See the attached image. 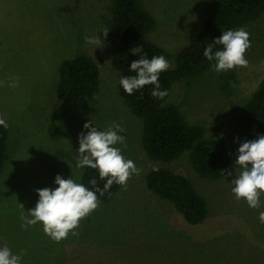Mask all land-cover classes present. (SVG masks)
I'll use <instances>...</instances> for the list:
<instances>
[{"label": "rangeland", "instance_id": "374dc122", "mask_svg": "<svg viewBox=\"0 0 264 264\" xmlns=\"http://www.w3.org/2000/svg\"><path fill=\"white\" fill-rule=\"evenodd\" d=\"M141 2L157 19L150 39L165 48L163 56L175 66L176 50L200 29L210 0ZM111 21L112 0H0V118L9 124L0 172V248L23 254L21 264H264V223L259 220L264 195L261 207L254 209L232 191L233 179L242 171L235 163L238 149L250 141L238 131L232 110L264 77V14L242 27L252 44L245 54L249 66L234 69L231 95L223 92L220 72L212 66L188 85L174 82L167 98L187 121L202 123L208 135L226 139L232 174L220 179L201 177L189 151L171 161L147 155L143 120L118 93L113 52L85 39L99 38ZM77 54L91 56L100 68L99 90L84 104L65 102L56 90L62 60ZM14 80L18 86H8ZM89 121L98 131L120 124L126 146H115L140 172L81 220L78 236L69 234L57 243L42 223L22 227L21 212L27 216L36 206L37 189L59 187L58 174L80 183L79 139L89 131L84 128ZM156 167L192 180L208 205L202 223L189 224L172 203L149 190L145 176Z\"/></svg>", "mask_w": 264, "mask_h": 264}, {"label": "trees", "instance_id": "16d2710c", "mask_svg": "<svg viewBox=\"0 0 264 264\" xmlns=\"http://www.w3.org/2000/svg\"><path fill=\"white\" fill-rule=\"evenodd\" d=\"M264 14V0H210L208 14L193 38L175 52V66L160 75L162 90L168 95L174 82L185 85L208 71L216 61H209L203 52L208 44L223 34V31L238 30L246 23ZM157 19L145 8L141 0H112V21L99 31L101 45L113 52L112 64L119 75L118 93L129 109L143 120L142 144L152 159L171 161L189 151L190 160L196 172L204 178L220 179L230 170L233 158L226 139L220 135H208L202 123L187 121L180 107L151 95L154 85L129 95L124 91L122 77L135 75L130 65L140 58L130 49L142 46L147 58L166 55L163 46L150 39L156 28ZM105 29L108 34L104 37ZM223 50L216 44L213 53ZM219 79L225 94L231 95L236 81L234 69L220 72ZM100 68L89 55L77 54L62 60L57 82V95L70 104H84L99 90ZM233 119L238 131L250 140L264 135V77L258 87L241 105L233 107ZM9 128L0 126V172L7 158ZM80 183L90 190L103 189L106 180L99 179V171L83 168ZM95 178L97 186L90 180ZM146 186L157 196L169 201L184 219L192 225L202 223L208 214L205 197L197 190L186 175L166 167L151 169L145 176ZM120 185L113 183L103 196L97 192L100 201L113 198Z\"/></svg>", "mask_w": 264, "mask_h": 264}, {"label": "clouds", "instance_id": "9594fccd", "mask_svg": "<svg viewBox=\"0 0 264 264\" xmlns=\"http://www.w3.org/2000/svg\"><path fill=\"white\" fill-rule=\"evenodd\" d=\"M107 34L108 30L105 29L104 37ZM85 39L87 43L100 46L97 37H86ZM216 44L222 45L223 50L213 53ZM251 46L250 33L244 28L227 30L223 31V34L213 43L207 45L203 55L209 61H216L213 65L216 72H226L237 67L249 66L245 54ZM130 51L133 55H139L140 58L130 65V71L135 75L122 77L120 80L124 91L132 95L147 85H154L151 95L158 99L166 97L168 91L161 89L160 75L169 70V61L163 55L148 59L142 46H136ZM8 86L14 88L18 84L14 80ZM0 126L7 129L9 124L0 118ZM84 128L89 131L86 134L84 132L80 134L76 168L97 169L99 179L106 180L103 189L96 187L93 191L84 184L77 183L71 177L64 179L58 174L55 177V183L59 187L37 189L39 200L36 206L28 211L27 216L23 211L21 212L22 227L27 228L42 223L44 233L57 243L67 239L69 234L79 235L75 230L80 226L81 220L97 210L100 205L97 192L103 196L106 191L110 190L113 183L126 187L129 179L140 172L134 161L126 159L121 149L115 146L117 144L126 146V138L120 134L124 131L120 124L114 123L107 129L98 131L97 127H92V121H89L84 124ZM238 153L235 163L236 167L238 166L242 171L233 179L235 186L232 191L237 199H244L251 208L259 209L261 207L260 197L264 195V135L259 136L258 139L241 143ZM224 171H227L228 175L232 174L231 171ZM80 175L82 176L83 173L81 172ZM90 183L97 186L98 181L93 178ZM20 207L23 209L24 205L20 204ZM259 220L264 223V211L259 213ZM22 255L13 254L10 248L4 246L0 248V264H21Z\"/></svg>", "mask_w": 264, "mask_h": 264}]
</instances>
